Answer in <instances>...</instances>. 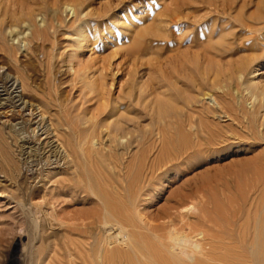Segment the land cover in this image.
I'll return each instance as SVG.
<instances>
[{"label": "rangeland", "instance_id": "1", "mask_svg": "<svg viewBox=\"0 0 264 264\" xmlns=\"http://www.w3.org/2000/svg\"><path fill=\"white\" fill-rule=\"evenodd\" d=\"M171 19L179 21L170 24ZM149 27L164 29L167 39L148 36L145 52L127 56L132 39ZM204 48L211 51L208 65L198 57ZM212 48L223 55L215 56ZM249 59V69L239 72V63ZM94 79L104 91H91L88 83ZM8 80L14 88L3 91ZM148 84L165 96L148 94ZM253 85L264 91V0H0V103L7 106L0 110V264H86L69 243L83 244L89 235L68 230V219L92 209L97 200L64 187L92 168L90 160L84 163L90 155L96 159L91 158L93 171L124 182L136 157L144 153L147 167L160 157L159 132L173 135L189 119L202 138L200 123L207 121L220 141L190 159L193 170L187 175L183 166L168 165L172 168L157 187L158 198L151 204L149 197L141 198L146 205L140 210L159 211L186 179L190 187L204 179L207 198L220 208L229 206L228 197L240 200V223L246 221L249 205L260 196L252 187L261 186L257 182L264 177V100L258 110L259 100L247 91ZM156 99L172 102L167 113L158 115ZM117 122L129 139L123 148H116L110 134ZM55 125L66 137L70 132L71 145L81 148L86 139L92 147L87 143V149L83 145L85 150L69 154L53 134ZM167 146L178 145L170 141ZM4 150L11 164L6 165ZM34 151L36 161L28 168L26 158ZM97 233H91L90 245L96 244ZM119 243L125 250L124 236L110 247Z\"/></svg>", "mask_w": 264, "mask_h": 264}, {"label": "bare ground", "instance_id": "2", "mask_svg": "<svg viewBox=\"0 0 264 264\" xmlns=\"http://www.w3.org/2000/svg\"><path fill=\"white\" fill-rule=\"evenodd\" d=\"M68 7L70 6L68 5ZM177 20L171 19L169 20V22L170 24H177ZM162 24H167L166 20L165 22L161 21V25ZM160 27H149L144 31L142 30V32L138 33V35H136L132 39L131 44L127 49V56L136 57L145 52L143 40H145V38L148 36H150L153 41L158 39L166 40L167 37H163L164 35H162L166 32H162L165 30L160 29ZM218 44L219 43H217V45ZM214 48H212L211 50H213L215 56H219L220 54L221 56L223 55V52L220 53L221 49L220 51H215ZM209 49L210 48L201 49L202 52L198 55L199 59L202 60V58H204L203 63L206 62L207 65L209 62L207 63L208 59L206 58V56L211 52L208 51ZM199 59H195V67L196 65H198L197 62H199ZM250 59L248 61H241L239 63V72H243L249 69L248 67L252 64V61H250ZM208 69L210 70L209 67ZM201 77L205 76L201 75ZM102 81L106 82L104 80ZM88 84L91 91L101 92V90L104 89L102 82H99L97 79L90 81ZM14 85L15 82H13L12 80H8L3 84V87L1 88L3 89V91H7L8 88L13 89ZM154 86L155 85L148 84L150 90L148 94L150 92L152 93H150L151 95H153V93L158 94ZM247 91L249 92V96H251L252 99L254 98V100H259V103H257V108L258 110L261 109L263 106L262 101L264 100V91L260 90L256 85H253L251 88H247ZM158 95L163 97L165 96V94L162 92H160ZM204 95L207 96L208 94ZM105 96L106 95H104V97ZM156 101L157 99L155 100V107L157 109L158 115H163L168 109L171 108L172 102L170 103L168 100ZM6 108V104L0 103V110L3 111L2 113L5 112ZM8 108H10V106ZM232 112L235 111L232 110ZM245 116L248 117V114ZM200 119H202V117ZM248 120H250V118ZM192 123L193 122L189 119L188 123H186L187 127H178L173 135L170 134V136L169 134H163L159 132V134L162 135V139L160 142V145L162 144V151L159 152L160 157L151 161L152 163L149 162L150 165L147 167L145 155L143 152V154L140 153L141 156L136 157L134 161L132 160V164L130 163L131 165L128 166L129 168L127 167L128 171L126 170L127 173L125 172L126 176H124L126 177V179L124 182L122 181L124 179L123 176V179L121 178L122 180H117L120 182L119 183L114 181L115 178L113 180L112 176L108 172L101 171L100 169L93 171L92 162L95 159L93 156L91 157L94 158L92 159V161L90 158L91 155L86 159L82 157L83 159H85L84 163L90 160V163L88 164L92 167H89L90 169H92V171H89L90 169H86L87 165L84 164L86 167L85 172H83L81 176L78 175L77 179L74 178L76 180L71 179L70 184L66 185L64 188L75 195H78V193L84 194L86 196L92 195L97 200V202H95L96 204L94 203L92 209L80 211L79 213L74 214L70 217V219H68V225L71 227V229L68 227V230H71V232H77V235H79L80 237L89 235V237L87 236L83 244L79 242L77 244H74V242L69 243L70 247H72L71 245L73 244L74 251L76 250L81 254V257L84 262H86V264H95V261L97 262V260L103 264H264V177H260L261 180L258 179L259 181L257 183H262L261 186L252 187V191L254 193H257L259 191L260 196L259 199L255 202V206L254 204L253 207L251 206V204L249 205L250 210H248L247 213L248 219L242 223H240V218L242 217L243 213V205L241 206V203L239 202L240 200L238 201L240 203L239 205V203L235 200V202L232 201V199L231 201H228V197L227 199H225L226 203L230 202L229 206H226L227 208L223 206L225 208L224 209L223 207L220 208V206H216L209 200V198H207L208 196L206 195V187H204L203 184L204 179L197 187L188 186L187 184L189 183V181H187L186 179L182 183V186L179 188L180 190H178L176 193L173 192L172 196L170 195L165 199L164 205L159 211L156 210L154 213H147L145 207L143 208V210H140V205L143 206V203L146 202H142L141 198L149 197V199H147V204H151L158 198L159 191L157 187L161 184L162 178L165 177L164 175L172 168L171 164H173V168H179L180 166H183L182 173H185L187 175L188 171L193 170V166L189 164L190 159L195 158V156L198 154L204 155L207 150L210 149L208 148L209 146L212 147L215 142L220 141L215 136L214 132L216 130L213 132L211 126H209L211 124H209L207 121L205 123H200L201 132L205 134L204 138L200 136L198 129H192V126H194L192 125ZM121 124L122 123L119 124L117 122L113 131L111 130L110 132V134H112V137L114 136V140H116L117 142H113L114 145L116 144V148L117 146L123 148V146H126L129 143V139H127L128 136L126 133H124L125 131L121 127ZM62 127H64V125ZM94 127L90 124L91 130ZM77 130L79 131V129ZM58 131L59 130L56 129L55 125V127H53V134H56V139L58 142H60L59 145L62 146V148L64 147L65 151L69 152L70 154V151L72 149H78L79 146L76 147V143L74 145H71L72 141L70 140L72 137H68V135H70L69 131L67 135L69 140L65 135L61 134L62 132L59 133ZM105 131L107 132V130ZM73 132L74 133L71 134L76 135L75 131ZM75 137L76 136H74V138ZM76 139L78 142V136L76 137ZM176 139H178V143ZM185 139H188V141H190L189 139H191V141L188 144H184ZM22 140L23 142H25V144L28 143L27 139L24 138ZM93 140L97 141L96 144H99L98 140ZM170 141H173V145H175L176 143V145H178L177 148L174 146L173 148L167 146ZM83 142L84 144H82ZM82 143L81 148L79 147L81 150L83 148V145L85 146V144L88 143L89 146V141H87L86 139L83 140ZM93 146L95 145L93 144ZM90 147L92 146H89V148ZM76 150L73 151L75 152ZM84 150L83 154H85L86 152ZM91 150L92 149H90V152H92L93 154V151ZM4 153L6 154V157L4 156ZM7 153L5 152V150L2 153L6 158L4 160H9L6 162V165L8 164V162L11 164L10 159H7ZM36 153L37 152L34 151V154H28L26 160H30V163L26 161L27 166L36 161ZM53 153L57 154L58 151H53ZM65 154L68 153L65 152ZM69 154L68 156H66L71 158V162L73 163L74 157H70ZM71 154L73 155L74 153ZM79 157L77 156L76 159ZM82 161L83 160H81V165ZM75 164H79L77 160ZM98 165L99 163L97 164V166ZM117 165L119 166V164ZM30 166L28 168H30ZM77 167L79 168V165ZM99 167L101 168V165ZM79 170L81 169L79 168ZM87 170L89 172H86ZM120 172L121 170H119V173ZM119 173L117 172V175H119ZM75 174L77 175V173ZM175 175L178 176L177 174ZM153 192L156 193L153 194ZM243 201L244 200H242L241 202L245 204V202ZM144 205L146 204L144 203ZM194 212L197 213V216L195 217L194 215L195 220H192L194 218L192 217ZM113 228H116L115 235L105 237V233L112 230ZM93 231L98 232V237L96 238L98 240L97 242H94V244L96 243L94 246L89 244L90 239L93 237L91 233H95ZM119 236L125 237V250L124 248H120V243L118 244V246L110 247L111 245H114V243H117V239ZM176 248H180V251L177 252ZM66 249L67 254L69 253L68 257H70V249Z\"/></svg>", "mask_w": 264, "mask_h": 264}]
</instances>
